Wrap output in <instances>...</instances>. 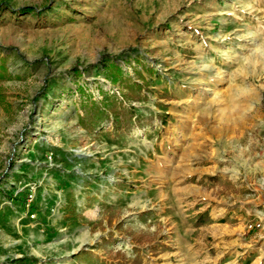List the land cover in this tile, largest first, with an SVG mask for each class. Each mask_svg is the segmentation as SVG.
<instances>
[{"label":"rangeland","instance_id":"1","mask_svg":"<svg viewBox=\"0 0 264 264\" xmlns=\"http://www.w3.org/2000/svg\"><path fill=\"white\" fill-rule=\"evenodd\" d=\"M100 261L264 264V0H0V264Z\"/></svg>","mask_w":264,"mask_h":264},{"label":"trees","instance_id":"2","mask_svg":"<svg viewBox=\"0 0 264 264\" xmlns=\"http://www.w3.org/2000/svg\"><path fill=\"white\" fill-rule=\"evenodd\" d=\"M110 58L113 62L111 65L106 66L104 61L105 59H109V56L107 57L105 55L101 57L99 64L102 66L103 70L109 68L108 80L110 84L115 85L119 82L122 71L114 65L113 60L115 59V57ZM141 88L142 87L139 84H131V86L129 87L131 92L137 93L141 91ZM82 96H84V101L81 102V108L84 112H88V117L87 120H85L84 117H79V123L85 129L95 131L107 122H111L113 125H115L117 119L120 120V123L123 122V126L125 129H129L132 127L130 124V120L132 118H134L135 124L141 123V118L133 113L132 107L126 109L121 103L118 102L115 97H113V99L110 101L100 102L94 100V98L90 95H85V93L83 92ZM125 98L128 99L127 96ZM131 100L140 101L141 99L133 96L131 97Z\"/></svg>","mask_w":264,"mask_h":264},{"label":"crops","instance_id":"3","mask_svg":"<svg viewBox=\"0 0 264 264\" xmlns=\"http://www.w3.org/2000/svg\"><path fill=\"white\" fill-rule=\"evenodd\" d=\"M147 195V194H146ZM200 197H202V195H200ZM203 198V197H202ZM178 203V202H177ZM113 206V205H111ZM202 209V208H200ZM102 210V208L100 209ZM203 211V209H202ZM197 212V211H196ZM202 213V212H201ZM234 213V211H233ZM181 232V231H180ZM191 235H192V231L190 233L188 232H181L179 235H178V246L180 247L181 251L183 252L184 251H187V250H190L192 252L193 250V247L190 246V245H193L189 242V240L191 239ZM247 251L245 249L242 250V253H246ZM97 264V263H96ZM99 264H103L102 261L99 262Z\"/></svg>","mask_w":264,"mask_h":264}]
</instances>
